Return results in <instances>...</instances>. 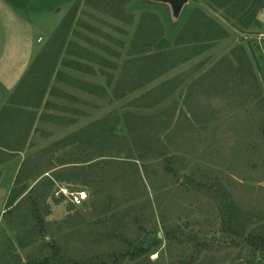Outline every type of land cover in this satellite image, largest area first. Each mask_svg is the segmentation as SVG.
I'll list each match as a JSON object with an SVG mask.
<instances>
[{"label": "rangeland", "instance_id": "obj_1", "mask_svg": "<svg viewBox=\"0 0 264 264\" xmlns=\"http://www.w3.org/2000/svg\"><path fill=\"white\" fill-rule=\"evenodd\" d=\"M71 13L57 60L37 62L23 88L21 102L35 107V114L65 119L39 116L28 162L13 160L17 169L22 163L13 183L7 181L9 189L0 191V264H264V251L243 239L264 224V0H188L177 18L169 4L154 0H73L65 16ZM144 14L157 19L171 45L197 18L199 29L190 30L189 38L206 47L118 96L115 85L122 71L130 72L124 63ZM208 28L214 40H207ZM55 30L34 32L35 39L38 34L43 39L41 50ZM69 42L112 60L116 68L85 59L93 74L64 66V58H73L66 51ZM240 60L255 80L246 75L243 83L232 75ZM221 61L220 84L210 94L206 81L195 87L214 112L198 123L185 97L190 85ZM226 67H232L229 74ZM59 71L65 74L61 80ZM169 80L181 82L156 90ZM51 87L60 92L52 94ZM154 100L160 101L151 106ZM141 115L157 117L149 126L163 130L159 139L166 155L143 150ZM92 127L103 135L92 145L42 153L64 136ZM60 156L68 163L60 164ZM61 188L88 197L75 205ZM223 192L235 204L233 223L242 238L225 224ZM141 249L146 251L136 259L128 255ZM122 253L127 254L116 263Z\"/></svg>", "mask_w": 264, "mask_h": 264}, {"label": "trees", "instance_id": "obj_2", "mask_svg": "<svg viewBox=\"0 0 264 264\" xmlns=\"http://www.w3.org/2000/svg\"><path fill=\"white\" fill-rule=\"evenodd\" d=\"M150 18H155L154 16L150 17L148 14H144L139 21V25L137 29L135 30V33L133 35V43L131 44V57L128 58L125 63L124 67L130 66L129 70L130 72H123L118 79L115 89H117L116 95H125L128 92L135 91L136 89L143 87L158 77H160L162 74L165 72L169 71L170 69H173L177 67L179 64L184 63L185 61L191 59L195 55L199 54L202 52L206 46H198V41H195L193 37L189 38V31L193 30L195 32L198 31L200 22H197L198 25H196L197 18L191 22H187V24L184 26L183 31L178 34L177 40L174 41L173 45H171L168 41L165 40L163 36V28L161 25L158 24L157 19L150 20ZM73 19V14H67L59 23L58 27L56 30L53 32L49 42L46 44V46L37 54L35 60L31 64L29 70L27 71L26 75L24 78L21 80L15 91L13 92L10 102L12 103L14 98L16 96H23V88L26 85V82H28V75L30 73V70L33 69L34 65L37 62H41L45 58H52L53 61L57 60L60 51L65 47V41L67 38V35L70 31L71 23ZM192 24V26H190ZM211 29L208 28L206 31L207 40L211 41L214 40L215 35L210 32ZM211 33V34H210ZM196 34V33H195ZM197 35V34H196ZM75 46V47H74ZM66 51H69V55L73 56V58H64L63 64L64 66L70 67L76 71H82L85 73H94L93 67L90 64L84 63L82 60H87L88 62H94L101 64L103 66L111 67V68H116L115 62L112 60L101 56L97 52H91L89 49L85 48L82 45L79 44H74V42H69L66 46ZM69 47H74L75 50L70 51ZM104 51L107 53H114V51L111 50L110 46H104ZM91 54L92 57H89L88 54ZM227 60H223V63L226 65ZM229 63V61H227ZM222 61L221 63L215 64L213 69L209 71L207 74H204L203 76L197 78V80L190 85L189 91L187 96L185 97V104L187 105V108L189 109L190 115L195 118V120L198 123H203L202 119L207 122L210 120L208 118L209 115L214 114L213 111H211V106L207 105L208 99L209 98H200L198 96L199 91H196L195 87L202 88L203 84L205 81L208 83L207 86V94H210L211 90H214L218 86V83L220 84V81H222L219 75H217L218 71L220 68L218 66L220 64H223ZM232 67L228 68L226 67V74H229V71L232 70ZM251 68L249 66H246V63L243 60L239 61V64L237 67L234 68V71L232 72V75L234 74L236 77H238L241 81L244 83V79L246 75H249L254 79V74L250 71ZM104 73V72H103ZM106 74V73H105ZM109 74V73H107ZM231 74V73H230ZM110 75V74H109ZM183 78L187 76L188 74L184 72V74H181ZM248 76V77H249ZM63 77H65L64 72L59 71L56 74V78L61 80ZM209 78V80H208ZM232 79V78H230ZM173 80V79H172ZM172 80H169L165 83L160 84L158 87H156V90L160 91L168 85H172L173 88H176L181 81L174 82ZM183 80V79H182ZM219 81V82H218ZM225 83V82H224ZM255 83V82H254ZM89 87H95L98 88L97 86H93V84L89 85ZM254 87H256V84H254ZM119 89V90H118ZM170 90L166 91V94H164V97L167 96L170 92ZM52 94H57L60 92L59 89L55 87H51L50 89ZM59 91V92H58ZM121 91V92H120ZM254 99L258 97L257 93L253 92ZM148 93H146L143 97L141 98H147ZM204 101H203V100ZM206 100V104L204 103ZM160 100H154L151 104L156 105L159 103ZM47 105V106H46ZM54 106V105H53ZM48 106V104H45L46 108L53 107ZM59 109H64L63 106H55ZM200 109H202L200 111ZM199 110V111H198ZM186 113L184 112V115ZM187 116V114L185 115ZM40 117L42 119H47V120H53V121H58L62 122L65 118H63L60 115L57 114H50L48 112H43V114H40ZM140 119H142L143 123L145 126L141 130L144 141H143V150H145L146 153H154L155 155H160L164 156L166 155V146L164 143L159 139V134L163 131L162 129L160 130L159 126L157 125H151L149 126L150 123H152L151 119L154 120L155 117L152 116H147V115H141L139 116ZM33 119V117H32ZM141 121V122H142ZM94 125V124H93ZM93 128V129H92ZM91 130H80L78 132H74L71 135L64 136L63 138L55 141L52 143L48 148L43 150L42 153H50L53 151H57L61 148L68 147L70 145H82L85 142H88L89 144H93L96 139L100 138L102 133L100 131L94 130V127H92ZM30 127H28V130ZM63 157L60 156L58 157V160L60 164H65L68 162H65ZM29 158H26L23 161V164H26L28 162ZM21 171V170H20ZM19 171V172H20ZM45 172V171H44ZM44 172L36 173L32 177H37L42 175ZM35 177V178H36ZM18 183V180H17ZM25 190H28L26 187ZM32 190L30 188L28 192ZM222 190V189H221ZM224 197H225V224L227 225V228L242 238L243 234L242 232H238L236 229V222L233 223L234 217H235V212H236V207L235 204L232 200L229 201V198L226 196V193L223 192ZM244 241L251 246L252 249L255 250H260L264 251V224L259 226L258 228H254L253 230L250 231L244 238ZM146 250L141 249L139 252H130L128 255L130 256L131 259H136L138 258L141 254H143ZM127 253H122L120 258H116V263L121 259L124 258Z\"/></svg>", "mask_w": 264, "mask_h": 264}, {"label": "crops", "instance_id": "obj_3", "mask_svg": "<svg viewBox=\"0 0 264 264\" xmlns=\"http://www.w3.org/2000/svg\"><path fill=\"white\" fill-rule=\"evenodd\" d=\"M72 3L73 0H0V191L9 189L8 179L13 183L20 173L22 162L17 169L13 160L26 159L39 121L40 113L35 114V107L22 103L21 96L10 102L43 46V39L39 34L35 39L34 32L55 30Z\"/></svg>", "mask_w": 264, "mask_h": 264}, {"label": "water", "instance_id": "obj_4", "mask_svg": "<svg viewBox=\"0 0 264 264\" xmlns=\"http://www.w3.org/2000/svg\"><path fill=\"white\" fill-rule=\"evenodd\" d=\"M156 2L169 4L172 10L173 17H178L188 0H154Z\"/></svg>", "mask_w": 264, "mask_h": 264}, {"label": "built area", "instance_id": "obj_5", "mask_svg": "<svg viewBox=\"0 0 264 264\" xmlns=\"http://www.w3.org/2000/svg\"><path fill=\"white\" fill-rule=\"evenodd\" d=\"M60 191L64 194V195H67L69 196V199L70 201L75 204V205H78L80 204L81 202H83L84 200L87 199L88 195L86 192H68V190L66 188H61Z\"/></svg>", "mask_w": 264, "mask_h": 264}]
</instances>
